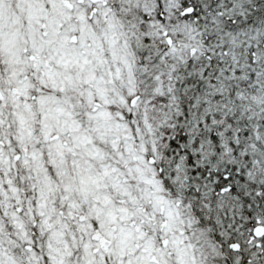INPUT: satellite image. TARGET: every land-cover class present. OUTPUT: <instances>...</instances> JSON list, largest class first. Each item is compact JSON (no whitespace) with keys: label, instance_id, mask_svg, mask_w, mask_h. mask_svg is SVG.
<instances>
[{"label":"snow or ice","instance_id":"obj_1","mask_svg":"<svg viewBox=\"0 0 264 264\" xmlns=\"http://www.w3.org/2000/svg\"><path fill=\"white\" fill-rule=\"evenodd\" d=\"M0 264H264V0H0Z\"/></svg>","mask_w":264,"mask_h":264}]
</instances>
